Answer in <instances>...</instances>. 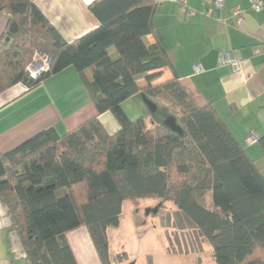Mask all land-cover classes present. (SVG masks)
<instances>
[{"label":"trees","instance_id":"1","mask_svg":"<svg viewBox=\"0 0 264 264\" xmlns=\"http://www.w3.org/2000/svg\"><path fill=\"white\" fill-rule=\"evenodd\" d=\"M35 1L0 0V13L9 15L0 95L19 84L32 91L74 68L97 115L63 136L50 128L0 153V203L23 264H78L66 235L82 226L101 264H112L108 230L120 227L124 203L154 198L176 206L210 244L216 264H264V175L214 108L195 104L168 53L147 44L154 2L96 0L89 9L99 27L69 43ZM34 52L50 58L37 78L27 71ZM165 68L174 77L152 85ZM136 97L155 103L161 117L148 110L131 120L123 105ZM159 102L178 110L182 133L165 125L170 114ZM108 112L121 124L114 134L100 121Z\"/></svg>","mask_w":264,"mask_h":264},{"label":"crops","instance_id":"2","mask_svg":"<svg viewBox=\"0 0 264 264\" xmlns=\"http://www.w3.org/2000/svg\"><path fill=\"white\" fill-rule=\"evenodd\" d=\"M94 1L36 0L35 3L62 38L72 43L99 27L89 9ZM152 1L153 31L146 38L147 44H158L168 53L173 71L195 104L214 108L264 175V5L256 12L250 9L249 0H224L222 9L207 16L204 10L208 6L202 0H187L186 5L171 0ZM236 7L245 12L241 26L232 17ZM8 20L7 13H0V39ZM226 53H232L240 62L238 72L222 64L221 56ZM110 54L117 57L114 50ZM196 67L200 70L196 71ZM156 73L159 77L152 85L174 77L169 68ZM137 84L140 88L148 85L144 78ZM128 105L133 115L128 113ZM123 110L131 120L150 111L141 97L126 102ZM96 115V106L74 68L51 77L32 91L19 84L0 95V153H8L50 128L63 136ZM100 121L110 134L121 129L111 112L101 115ZM252 135L258 138L256 143L248 142ZM121 227L122 218L117 228L119 233ZM135 235L132 232L119 239L121 251L129 258L133 257L126 251L127 246L141 247L143 243ZM66 238L78 264H101L85 226L67 233ZM24 259L20 238L11 229L8 209L0 203V264H23Z\"/></svg>","mask_w":264,"mask_h":264},{"label":"rangeland","instance_id":"3","mask_svg":"<svg viewBox=\"0 0 264 264\" xmlns=\"http://www.w3.org/2000/svg\"><path fill=\"white\" fill-rule=\"evenodd\" d=\"M159 104L170 116H177L178 110L166 103ZM126 109L134 114L130 105ZM160 117V113L155 114V118ZM121 218L120 233L117 228L109 229L112 264H216L210 244L172 202L158 198L130 201L125 204ZM131 231L143 241L141 247L127 246L126 251L133 258L121 251L119 240Z\"/></svg>","mask_w":264,"mask_h":264},{"label":"built area","instance_id":"4","mask_svg":"<svg viewBox=\"0 0 264 264\" xmlns=\"http://www.w3.org/2000/svg\"><path fill=\"white\" fill-rule=\"evenodd\" d=\"M182 5L187 4V0H171ZM204 6H208V9L204 10V13L207 16H213L217 10H220L224 7V0H202ZM250 9L253 11H260L263 8L264 0H249ZM244 11L236 7L232 10V17L237 26H241L244 22ZM222 64L229 65L233 72H238L240 70V62L232 53H226L221 56ZM37 64L38 66L33 68V65ZM50 67V58L45 53L35 52L33 57V63L28 66V73L31 77L37 78L44 72H47ZM196 71H199V67L195 68ZM26 91H29L28 88L24 87ZM258 138L256 135H252L248 138L249 143H256Z\"/></svg>","mask_w":264,"mask_h":264},{"label":"water","instance_id":"5","mask_svg":"<svg viewBox=\"0 0 264 264\" xmlns=\"http://www.w3.org/2000/svg\"><path fill=\"white\" fill-rule=\"evenodd\" d=\"M144 101L152 113L157 111V107L152 101L148 100L146 97H144ZM165 125L171 128L175 132L182 133V130L178 126L177 121L174 117H169Z\"/></svg>","mask_w":264,"mask_h":264}]
</instances>
